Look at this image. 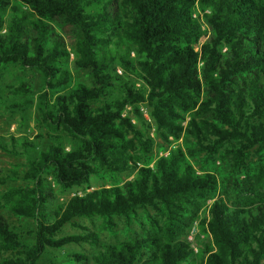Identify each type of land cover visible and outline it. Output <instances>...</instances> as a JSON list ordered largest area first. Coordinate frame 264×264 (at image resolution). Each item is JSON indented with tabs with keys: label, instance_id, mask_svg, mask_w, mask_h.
I'll list each match as a JSON object with an SVG mask.
<instances>
[{
	"label": "trees",
	"instance_id": "16d2710c",
	"mask_svg": "<svg viewBox=\"0 0 264 264\" xmlns=\"http://www.w3.org/2000/svg\"><path fill=\"white\" fill-rule=\"evenodd\" d=\"M9 66L42 75L50 143L0 145L27 158L22 172L0 169V188L26 182L0 191V264H40L72 244L94 249L64 257L78 264H264V0H0ZM34 92L30 80L0 86V117L33 106ZM152 127L180 142L153 166ZM92 177L112 184L57 201L52 184ZM94 218L110 234L121 221L126 237L104 242L78 221ZM195 222L211 240L199 251Z\"/></svg>",
	"mask_w": 264,
	"mask_h": 264
},
{
	"label": "rangeland",
	"instance_id": "374dc122",
	"mask_svg": "<svg viewBox=\"0 0 264 264\" xmlns=\"http://www.w3.org/2000/svg\"><path fill=\"white\" fill-rule=\"evenodd\" d=\"M121 70L123 74V70L118 67V70ZM119 73V72H118ZM21 80H30L34 86V94L31 95V98L34 100V105L25 110L24 112H16L11 113L9 110H5L4 115L0 117V145L7 143L11 135H14L17 139H20L22 135H28L31 139H36L38 135H43L44 139H40V144L42 147L46 148L47 145L50 143V138L48 136V129L43 127L40 123V116L37 109V102L38 97L42 91L43 85V77L38 71H33L29 69H23L21 67H13L9 66L5 69L0 71V86L10 84V83H17ZM130 111V110H128ZM155 139L157 142V146L154 149L153 153V162L151 166L154 165V161L158 157L160 153H163L165 150L168 151L169 149L176 147L180 144L174 142L171 139V143H164L160 137L155 134ZM165 149V150H164ZM27 158L26 156H15L9 153H6L0 147V169H9L13 166H18L20 171H24L26 169ZM135 172L130 174H124L120 177V181H125L127 179L132 178ZM26 182L22 180H18L16 182H8L5 186L1 189H5L9 186L13 185H25ZM111 181L109 178H100V177H92L91 183L89 186L83 187H74L72 189L63 190L60 189L59 186L52 184L54 190L57 193V201L62 202L65 199L73 196L74 194H82L85 191L90 189H95L99 187H109L111 185ZM57 204L56 201L50 203V209L55 207ZM1 212V209H0ZM207 216V212L205 210L201 211L200 219ZM79 223L87 228L88 230L98 232L101 236L102 241L113 243L118 240H122L126 237L127 231L124 228V225L121 221H118V227L116 234H110L106 231H102L100 228L101 221L98 218H94L92 220L89 219H82L78 220ZM11 223L18 227L23 233L28 234L30 230L34 227L33 220H26V219H16L11 217ZM193 231L194 238L190 241L196 251H199L202 247V243L204 241L209 242L211 241L208 235L204 234L200 231L198 223L195 222L190 232ZM83 230L80 228H74L71 225H67L63 229L62 234H80ZM188 239V238H187ZM70 253H82L89 257L94 253V249L89 245H68L63 247L59 250L50 251L48 255H46L45 259L42 260L40 264H54V257H60L62 260L61 264H78L72 261L65 259L64 257ZM200 263V260L197 264Z\"/></svg>",
	"mask_w": 264,
	"mask_h": 264
},
{
	"label": "built area",
	"instance_id": "2783aa9c",
	"mask_svg": "<svg viewBox=\"0 0 264 264\" xmlns=\"http://www.w3.org/2000/svg\"><path fill=\"white\" fill-rule=\"evenodd\" d=\"M118 72H119V73H122V71H121L120 69L118 70ZM130 109H131V108L129 107L128 110H130ZM140 111H141V113L143 114V116H144L145 119H147L150 123H153V122H152V118H151V116H150V113H149V110H148L147 107H145V106H141ZM150 135H151L152 137H155V129H154L153 127L150 129ZM160 155H167V153H160ZM187 238H188L189 241H192V240H193V238H194L193 231H191V232L188 234Z\"/></svg>",
	"mask_w": 264,
	"mask_h": 264
}]
</instances>
